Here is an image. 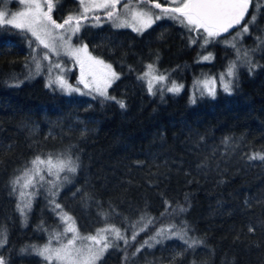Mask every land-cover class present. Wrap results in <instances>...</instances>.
<instances>
[{"label":"trees","instance_id":"1","mask_svg":"<svg viewBox=\"0 0 264 264\" xmlns=\"http://www.w3.org/2000/svg\"><path fill=\"white\" fill-rule=\"evenodd\" d=\"M53 4L51 15L62 22ZM259 19L262 23L264 15ZM98 33L104 45L95 52L106 50L102 56L119 74L109 95L123 100L124 108L95 93L67 95L47 87L49 61L34 73L28 46L29 40L35 45L34 38L0 27V227L8 237L0 254L8 264H46L31 249H20L41 248L62 232L59 210L53 211L42 189L25 222L10 181L35 155L70 149L79 168L62 173L69 179L55 199L83 235L105 226L103 214L129 235L140 216L156 218L134 242L110 247L98 264H264V162L247 159L264 153V57L251 72L238 73L231 94L219 90L214 98L198 95L191 103L195 82L218 75L235 58L234 50L219 42L224 35L213 44L214 59L197 62L200 47L183 28L162 24L142 34L102 28L93 42ZM44 51L41 46L36 55ZM50 59L66 65L73 85L88 92L77 84L72 61L52 53ZM151 63L183 90L150 94L137 77ZM16 81L23 82L12 86ZM165 201L187 211L169 209L162 216ZM171 223H186L189 236L203 244L188 249L178 239H166L134 255L157 228Z\"/></svg>","mask_w":264,"mask_h":264},{"label":"snow or ice","instance_id":"2","mask_svg":"<svg viewBox=\"0 0 264 264\" xmlns=\"http://www.w3.org/2000/svg\"><path fill=\"white\" fill-rule=\"evenodd\" d=\"M19 2L25 5L22 11L15 13H10L7 10L0 11V27L8 26L30 34L35 41V45L33 40L28 41L29 48L33 50L31 61L34 65V73L39 74L44 71L45 65L42 61H49L46 66L49 76L46 86L49 88L55 86L56 89L67 94L77 92L82 95H92L95 93L105 100L115 101L121 108L125 107L123 100H117L107 91L111 83L119 79V75L113 70L112 65L105 63L103 59L92 56L88 51V45L82 40L78 41V46L71 43L72 37L76 36L82 27L99 25L101 17L97 13L101 10L104 11L106 18L114 23L115 27H130L139 34H142L162 17L175 19L186 27L189 33L196 34L189 36V42L196 44L199 40L201 41L199 44L201 48H206L208 44L217 42L222 35L230 33L231 29L243 22V26L231 35V39L224 36V39L219 41L235 51L236 60L231 61L227 65L226 71L219 73L218 76L206 77L195 82L196 85L200 86L201 96L207 94L214 98L217 82L224 92L231 94L234 81L238 75L237 61L241 65H246L249 72L257 66L252 61L251 52L258 49H245L241 53V49L237 47V42L242 40L244 35L249 34V25H255L256 13L264 6V0H255V7H253L254 0H164V4L171 5L167 7L161 4L159 0H78L80 7L77 13L62 18V22H57L51 15L54 7L53 0H19ZM0 3H5V0H0ZM118 6L123 9L122 13ZM250 8H252V15L249 16ZM153 9H158L159 12H154ZM121 15L124 19H121ZM246 16L248 17L247 20H245ZM255 39L258 45H264V38L257 36ZM41 46L46 51L37 56L36 53ZM50 53H54L57 57L61 54L67 55L75 60L80 66V77L77 84H82L85 89H88V92H82L80 87H74L67 82L63 75L62 64L59 61L52 62ZM211 59L214 57L209 53L199 57L197 62ZM146 68L147 71L138 76L137 79L146 82L150 94L155 95L159 92L163 95L165 91L179 94L183 89L184 85L177 84L175 81L169 82L168 75L158 72L155 63L146 65ZM54 70L59 71L54 74ZM28 78H31V75ZM22 82L16 81L12 86L18 87ZM190 100L191 103L196 102L195 94ZM224 143L227 144L228 141L225 140ZM247 159L264 162V153H252L247 156ZM78 168L79 157L73 158L70 149L61 153H39L28 162L27 166L18 170L19 174L10 181L12 193L18 195L19 202L16 205V210L25 222L27 213L31 211L33 199L43 189L53 211L59 210L58 214L65 225L62 232L51 236L49 243L42 248L30 245L20 249L21 253L31 249L48 264H52L54 260L57 264H96L97 260L110 247H119V241H123L125 245L134 242L140 232L145 231L149 225L154 223L155 217L147 214L142 215L138 221L131 225L129 235L128 228L121 230L115 224L108 223V215L103 214L104 227L97 228L94 233L81 235L75 226L74 218L65 212L55 199L63 181L69 179L68 175L61 178V173L75 174ZM82 195L86 194L82 193ZM245 203L247 204V201ZM165 205V211L161 213L162 216L167 214L169 209L174 214L187 211L185 207L180 205L173 208L168 201H165ZM137 225H139L138 229ZM255 230L253 226L248 227L249 232H255ZM69 233L72 235L69 236ZM62 238L64 239L62 240ZM53 239L61 241L58 247L51 246ZM166 239H178L188 249L203 244L202 240L189 236L186 223L182 226L171 223L157 228L153 235L136 248L134 255L138 254L144 247L151 248ZM7 243V229L0 227V248H3ZM0 264H8L3 254H0Z\"/></svg>","mask_w":264,"mask_h":264},{"label":"rangeland","instance_id":"3","mask_svg":"<svg viewBox=\"0 0 264 264\" xmlns=\"http://www.w3.org/2000/svg\"><path fill=\"white\" fill-rule=\"evenodd\" d=\"M55 1H56L55 5H57V7H58L57 12L59 10V17H58L59 20H62V18H66L70 14L75 15L77 13L79 7H80L79 3H78V0H55ZM160 2L164 3V0H160ZM5 4H6V9H5ZM167 6H171V5H167ZM24 7H25V5L21 4L19 2V0H5V3H0V11L7 10L10 13H15V12H18V11H22L24 9ZM253 7H255V0H254V3H253ZM153 11L154 12H159V10H157V9H153ZM122 12H123V9H122L121 13ZM99 13H101V11H99L97 14H99ZM256 15H257V20H256L255 25H249V34L244 35L243 39L237 42V47L241 49V53H243V51L245 49H248V50L258 49V50L254 51V52H251V58H252V61H253L254 64L257 63L258 59H260L261 57H264V45H258V42L255 39L257 36H261L262 38H264V21L261 23L260 19H259L260 15H264V6L261 7L260 11L258 13H256ZM121 19H124L123 15H121ZM162 24L166 25L167 27L174 28V29L175 28H181V29L183 28V30L186 32V38L188 40H189V36L196 35L195 33H189L188 29L186 27H184L181 23H179L177 20L171 19V18H168V17H162L161 19L156 20L155 23H153L151 27H149L145 31H143V33L147 32L148 30L152 29L153 27H155L157 25H162ZM102 28H110V29H114V30H117V31H130L132 33L139 34V33L135 32V31H133L132 28H130V27H115L114 23L112 21L107 20V21H103V22L100 21L98 26H90L89 25V26H86V27H82L80 32L76 36L72 37V39H71L72 45L78 46V41L82 40L83 43L88 45V51L91 53L92 56H95V57H98L100 59H103L105 61V63H107V64H110V62H108L105 59V57L102 56L103 53H106V50L104 51L102 48H100V50L98 52H95L96 49H94V48L102 47V45H104L103 43L101 44L102 40L100 39V37L102 35L100 33H98L97 34V39L98 40H95V42H93L94 39H95V35H94L95 32L100 30V29H102ZM230 39H231V37H230ZM217 42L208 44L206 46V48H201L200 47L201 56L208 55L209 53H211V55L213 56V51H212V48L214 47L213 44H216ZM200 43H201V41L198 40L197 44L199 45ZM100 44H101V46H100ZM108 45L109 46L112 45L110 43V41H109ZM216 45H218V44H216ZM99 53H101V54H99ZM234 53H235V51H234ZM52 54L54 56H56L54 53H52ZM59 58L70 60V61L73 62V64H75L76 69H77V80H78L79 77H80V66L75 62V60L73 58H71V57H69L67 55H63V54H61L59 56ZM233 60H236V54H235V58ZM211 61H212V59L209 60V61H203V62H211ZM230 62L231 61L226 63L225 66H224V69H222L219 73L226 71V67H227V65ZM237 64H238V73L240 71H242V69L248 68L246 65H241L239 61H237ZM62 67L64 68L63 75H64L65 79L67 80V82L69 84L73 85V83L70 81V78H69V73H68L69 70H68L67 66L62 64ZM112 68L116 72V70H115V68L113 66H112ZM58 71L59 70H54V74H55V72H58ZM184 76H185V74H181V77H184ZM213 76H218V75L217 74L216 75H206L202 79H204L206 77H213ZM117 80H114L111 83V86L107 89L108 93H109L111 87L116 83ZM80 85H82V84H80ZM73 86L77 87L75 85H73ZM157 87H159V85H157ZM215 88H216V93L219 90H222V87L219 85V82H217V84L215 85ZM80 89H81L82 92H84V90L82 88H80ZM199 89H200V86L196 85V83H195V85H193V87H192V90H193L192 94H195V96L200 95ZM65 94H67V93H65ZM67 95H82V94L77 93V92H73V93L67 94ZM205 95L209 96L207 94H205ZM210 97H212V96H210ZM67 174H69V173H67ZM63 175L64 174L61 173V176H63ZM50 179H51V177H50ZM75 226L77 227L76 224H75ZM80 234L83 235L81 232H80ZM68 235L71 236L72 234L69 233ZM84 235H87V234H84ZM63 239L64 238H62V240ZM60 242L61 241H57V240L53 239L51 241V246L52 247H58ZM105 253H106V251L104 252L103 256L105 255ZM103 256L100 257V259L97 260L96 264H98V262L103 258ZM45 263L48 264L47 261H45ZM52 264H57V262L54 260V261H52Z\"/></svg>","mask_w":264,"mask_h":264},{"label":"water","instance_id":"4","mask_svg":"<svg viewBox=\"0 0 264 264\" xmlns=\"http://www.w3.org/2000/svg\"><path fill=\"white\" fill-rule=\"evenodd\" d=\"M250 13H251V8L249 9V14L248 15H250ZM247 16L245 17V20H247ZM242 24H243V22H242ZM241 24V25H242ZM241 25H239V26H236L235 28H233V29H231L230 30V33H227V34H224V36H226V35H230L231 33H233L238 27H240Z\"/></svg>","mask_w":264,"mask_h":264},{"label":"flooded vegetation","instance_id":"5","mask_svg":"<svg viewBox=\"0 0 264 264\" xmlns=\"http://www.w3.org/2000/svg\"><path fill=\"white\" fill-rule=\"evenodd\" d=\"M159 2H160V0H159ZM160 3L167 7L166 4H164V3H162V2H160ZM118 8H119V11L121 12V11H122V8H120L119 6H118ZM157 10H158V9H157ZM251 12H252V8H251ZM101 13L105 16L104 11L101 10ZM250 14H251V13H250ZM249 16H250V15H249ZM105 17H106V16H105ZM247 19H248V18H247ZM241 26H243V24H242ZM241 26H240V27H241ZM238 28H239V27H238Z\"/></svg>","mask_w":264,"mask_h":264}]
</instances>
